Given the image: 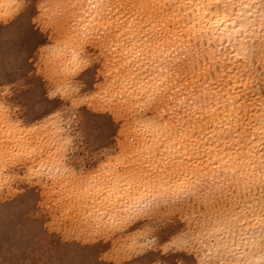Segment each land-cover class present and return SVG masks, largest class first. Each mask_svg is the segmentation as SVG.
Wrapping results in <instances>:
<instances>
[{"label":"snow or ice","instance_id":"snow-or-ice-1","mask_svg":"<svg viewBox=\"0 0 264 264\" xmlns=\"http://www.w3.org/2000/svg\"><path fill=\"white\" fill-rule=\"evenodd\" d=\"M0 264H264V0H0Z\"/></svg>","mask_w":264,"mask_h":264},{"label":"bare ground","instance_id":"bare-ground-1","mask_svg":"<svg viewBox=\"0 0 264 264\" xmlns=\"http://www.w3.org/2000/svg\"><path fill=\"white\" fill-rule=\"evenodd\" d=\"M49 35H52V34H49ZM48 43L55 44V43H56V39H55V37H53L51 40H49ZM56 66H57V60H56V58L54 57V58H53V64H52V70H55ZM37 71H39V70H37Z\"/></svg>","mask_w":264,"mask_h":264}]
</instances>
